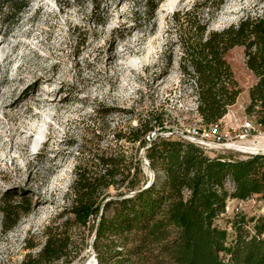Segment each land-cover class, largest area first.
<instances>
[{
  "label": "rangeland",
  "instance_id": "1",
  "mask_svg": "<svg viewBox=\"0 0 264 264\" xmlns=\"http://www.w3.org/2000/svg\"><path fill=\"white\" fill-rule=\"evenodd\" d=\"M18 7L21 13L0 17V264L35 258L49 228L70 237L72 264H97L95 221L67 223L77 167H93L104 153L136 155L138 145L118 137L142 123L160 135L202 126L181 71L188 21L221 31L247 16L264 18V0H18ZM226 60L242 90L228 114L241 125L251 117L249 92L258 79L243 47ZM23 199L30 214L6 230L3 208ZM240 206L248 219L264 216L258 195ZM235 214L221 216L218 225L226 228ZM132 263L157 264L134 257Z\"/></svg>",
  "mask_w": 264,
  "mask_h": 264
},
{
  "label": "trees",
  "instance_id": "2",
  "mask_svg": "<svg viewBox=\"0 0 264 264\" xmlns=\"http://www.w3.org/2000/svg\"><path fill=\"white\" fill-rule=\"evenodd\" d=\"M22 11L18 0H0V17ZM188 22L181 71L196 94L203 125L224 119L242 94L226 60L235 47L245 49L247 67L258 79L249 92L247 114L264 124V18L247 16L221 31ZM155 128L146 122L118 137L138 145L136 155L104 153L93 167L76 169L68 209L73 219L67 223L87 227L95 221L98 264L132 263L133 257L138 263L264 264V216L248 219L239 211L226 228L218 225L230 200L246 202L256 195L264 200V155L208 153L186 140L162 136L145 148L146 136ZM144 148L152 170L163 174L149 188L140 158ZM112 188L119 192L115 197ZM3 212L6 230H11L30 214V203L23 199ZM46 236L37 256L29 255L24 264H72L70 237L51 228Z\"/></svg>",
  "mask_w": 264,
  "mask_h": 264
},
{
  "label": "built area",
  "instance_id": "3",
  "mask_svg": "<svg viewBox=\"0 0 264 264\" xmlns=\"http://www.w3.org/2000/svg\"><path fill=\"white\" fill-rule=\"evenodd\" d=\"M160 136L186 140L208 153L235 152L244 156H258L262 154L254 150V148L264 140V124L255 116L250 117L248 121L241 125L235 124L234 121L226 120L225 117L210 126L188 127L166 135H160L154 130L146 136L148 147ZM225 187L233 191V185L230 182H227ZM230 203H228L227 213L241 211V204L232 208Z\"/></svg>",
  "mask_w": 264,
  "mask_h": 264
},
{
  "label": "water",
  "instance_id": "4",
  "mask_svg": "<svg viewBox=\"0 0 264 264\" xmlns=\"http://www.w3.org/2000/svg\"><path fill=\"white\" fill-rule=\"evenodd\" d=\"M262 155H264V154H262ZM141 160H142V164H143V165L146 167V169H147L148 171H150L151 174H152V175H151V180L149 181L148 185L145 187V188H149V187L153 184V182H154L155 172L152 170V168H151V166H150V163H149V161L147 160V158L145 157V155H142ZM133 194H135V193H133ZM95 239H96V236H95V238H94V241H95ZM94 241H93L92 245L94 244ZM91 256H92V253H90V254L88 255L87 260L90 259ZM97 264H98V262H97Z\"/></svg>",
  "mask_w": 264,
  "mask_h": 264
},
{
  "label": "bare ground",
  "instance_id": "5",
  "mask_svg": "<svg viewBox=\"0 0 264 264\" xmlns=\"http://www.w3.org/2000/svg\"><path fill=\"white\" fill-rule=\"evenodd\" d=\"M33 115H34V117H38L39 116V113H35ZM33 136H34V134L32 133L30 135V138H32ZM254 150H256L257 152H259L261 154H264V142H260L258 145H256L255 148H254Z\"/></svg>",
  "mask_w": 264,
  "mask_h": 264
},
{
  "label": "crops",
  "instance_id": "6",
  "mask_svg": "<svg viewBox=\"0 0 264 264\" xmlns=\"http://www.w3.org/2000/svg\"><path fill=\"white\" fill-rule=\"evenodd\" d=\"M234 117H235V115L228 114V115L226 116V120H232V119H234ZM235 202H237V205H239V204H241V203H245V202H238V201H236V200H233V201L231 202V204H233V203H235Z\"/></svg>",
  "mask_w": 264,
  "mask_h": 264
}]
</instances>
